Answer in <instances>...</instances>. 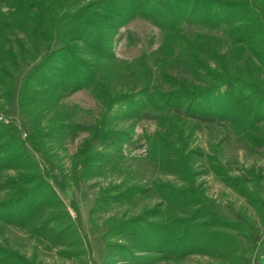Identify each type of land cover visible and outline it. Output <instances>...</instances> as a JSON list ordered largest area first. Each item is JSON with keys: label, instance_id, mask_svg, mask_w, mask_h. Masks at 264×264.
Instances as JSON below:
<instances>
[{"label": "trees", "instance_id": "obj_1", "mask_svg": "<svg viewBox=\"0 0 264 264\" xmlns=\"http://www.w3.org/2000/svg\"><path fill=\"white\" fill-rule=\"evenodd\" d=\"M137 18L160 29L161 44L121 60L116 38ZM186 24L224 36L187 35ZM82 90L103 106L95 128L77 122L79 106L63 102ZM15 105L27 136L0 121V264H45L10 245L12 228L60 248L66 260L97 264L75 199L73 217L56 188L67 194L111 172L113 156H123L148 116L160 129L147 138L145 167L117 171L90 211L93 226L106 229L103 264H180L198 254L217 264H263L264 170L232 175L213 155L212 171H200L203 152L192 145L202 126L228 123L226 140L264 152V0H0V112L8 116ZM82 131L89 136L67 169L54 144ZM211 172L247 208L210 197L199 178ZM136 198L147 202L138 213L109 216L100 229L99 214Z\"/></svg>", "mask_w": 264, "mask_h": 264}, {"label": "rangeland", "instance_id": "obj_2", "mask_svg": "<svg viewBox=\"0 0 264 264\" xmlns=\"http://www.w3.org/2000/svg\"><path fill=\"white\" fill-rule=\"evenodd\" d=\"M184 31L187 35L202 33L205 35H212L216 37H223L224 32L221 29L199 28L196 25L186 24ZM162 41V33L158 27L152 22L137 18L123 27L115 41L114 51L117 57L121 60L132 61L142 54H149L156 51ZM59 46L56 44L55 49ZM63 102L69 106L77 105L83 111L78 115L77 122L83 127L95 128L97 120L104 112L102 104L87 90L79 91L73 95L64 97ZM11 121L19 128L23 129L24 135L27 132L23 118L20 116L17 105L9 112L8 116H4L0 112V121ZM120 125H130L128 121H120ZM157 120L151 117H145L139 120L135 126L133 138L123 148V156H113L112 162L107 167L108 172L105 176L97 177L91 181L83 182L79 189L74 188L72 197L63 193L58 188L56 191L60 198L67 205L69 212L75 217L74 211L70 208V203L75 199L78 207L80 218L82 222L83 233L89 239L93 260L97 264H103L106 256V247L103 242V235L106 229H96L90 221V211L94 206L97 193L101 187L107 186L113 180L118 179L117 171H138L145 164V158L149 153V146L147 138L154 135L159 130ZM228 130V123H217L213 126H202L198 130L193 140V147L198 148L203 152V156L199 159L197 169L202 171H212L209 156H217L219 161L223 162L226 168L232 175H239L243 173L244 169L252 167L258 170H264V152L263 149H257L255 152H250L242 147L241 143L236 142V138L226 140ZM23 135V136H24ZM27 135V134H26ZM89 136L88 131L75 133L66 139L55 142L54 148L59 152L60 156L64 158L67 169L71 168V157L74 156L81 144V142ZM25 138V136H24ZM225 141V142H223ZM40 163L45 166L40 156L37 155ZM145 167V166H144ZM200 170V171H201ZM80 171V170H79ZM153 171V170H152ZM165 181L179 184L175 176L163 177ZM207 191V194L216 199L222 206L227 207L232 205L235 209L243 207L247 208V203L234 190L220 181L214 173L202 174L199 178ZM132 202V201H131ZM124 203L121 206L115 205L111 211L104 212L97 216L100 229L103 228L105 220L112 215L129 212L130 214L138 213L143 202L140 201L138 205V198L132 203ZM253 212L252 209H250ZM10 245L17 248L27 256L36 255L39 262L45 264H80L77 260H66L60 256V248L48 249L45 245L39 243L36 239L31 238L28 234L18 231L15 228L6 235ZM2 241V238H0ZM264 264V256L261 257ZM217 259L209 255H192L180 264H217ZM116 264H128L124 262H116ZM158 264H166V262H159Z\"/></svg>", "mask_w": 264, "mask_h": 264}, {"label": "water", "instance_id": "obj_3", "mask_svg": "<svg viewBox=\"0 0 264 264\" xmlns=\"http://www.w3.org/2000/svg\"><path fill=\"white\" fill-rule=\"evenodd\" d=\"M67 194H68V197H69V198L72 197V193H71V191L68 190V191H67Z\"/></svg>", "mask_w": 264, "mask_h": 264}, {"label": "built area", "instance_id": "obj_4", "mask_svg": "<svg viewBox=\"0 0 264 264\" xmlns=\"http://www.w3.org/2000/svg\"><path fill=\"white\" fill-rule=\"evenodd\" d=\"M24 136L26 137L27 135L25 134Z\"/></svg>", "mask_w": 264, "mask_h": 264}]
</instances>
